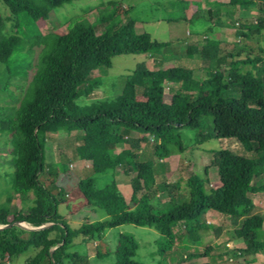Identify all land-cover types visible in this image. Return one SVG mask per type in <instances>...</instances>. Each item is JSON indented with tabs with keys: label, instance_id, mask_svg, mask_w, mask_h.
Instances as JSON below:
<instances>
[{
	"label": "trees",
	"instance_id": "obj_1",
	"mask_svg": "<svg viewBox=\"0 0 264 264\" xmlns=\"http://www.w3.org/2000/svg\"><path fill=\"white\" fill-rule=\"evenodd\" d=\"M0 1L10 13L11 29L16 35L10 52L0 57V63L10 73L17 68H11L10 64L17 62L19 55L26 52L30 56L34 47L45 43L41 24L48 22L55 28L56 20L51 19V12L70 0ZM169 2L181 6V11L190 3ZM212 3L216 7L207 9L206 18L218 27L235 28L237 24L234 34L239 38L232 43L230 57L219 40L211 37L200 40L196 56L207 61L205 74L200 78L194 77L193 68L183 65L161 67V62L169 57L158 54L169 42L156 41L148 32L136 31L134 20L125 18L128 8L108 1L104 10L94 14L95 25H102L101 28L80 18L62 29L57 40L60 66L30 101L16 108L11 100H6V84L0 85V136L7 137L12 164L7 175L11 193L6 200L14 194L32 195L25 213L10 214L7 209H0V225L11 224L0 229L2 261L5 256L31 246L35 253L27 264H91L86 254L71 249L74 240L94 242L106 229L122 224L156 230L160 235L157 252L164 254L176 247L184 234L190 242L200 240V230L211 226L201 218L207 209L240 219L233 233L242 240L243 246L234 249L233 257L264 250V239L257 237L264 216L255 211L253 201V194L264 191V181L257 182L264 172V46L252 55L239 43L242 38L264 29V0ZM237 8L253 9L255 22L236 16ZM7 20L9 17L0 15V41L7 37ZM123 54L157 58L156 67L149 68L145 61H140L122 78L121 91L113 98L80 101L102 85L112 57ZM18 62L15 72L24 70ZM93 71L97 72L95 76ZM166 84L170 85L168 101L165 100ZM205 117L211 119L212 126L200 135L197 143L211 134L234 138L251 156L237 154L229 148L210 150L212 157L204 173L207 176L208 167H216L219 184L206 190L204 184L208 179L188 170L185 184L189 201L162 209L169 201L157 205L151 203L152 197L160 192L177 191L179 183L155 182L151 162L143 160L146 151L142 145L151 144L158 160L170 154L169 144L182 151L178 129H204ZM60 132L65 133V139L74 140V157L88 163L93 173L111 169L113 175L129 177L128 200L121 195L114 180L100 188L90 176L77 181L76 188L85 203L103 209L106 219L83 221L71 227L58 212L66 194L57 185L56 178L68 165L61 160L46 162L45 144L49 135ZM120 143L127 147L120 151L110 147ZM15 221H24L32 229L20 230L12 224ZM45 224L48 225L40 227ZM213 230L216 233L218 228ZM138 247L131 233L121 232L112 250H96L94 258L102 260L112 255V264H145L133 259ZM212 249L213 245H208L202 251H188L187 255L182 252L181 259L216 260L217 257H208Z\"/></svg>",
	"mask_w": 264,
	"mask_h": 264
},
{
	"label": "rangeland",
	"instance_id": "obj_2",
	"mask_svg": "<svg viewBox=\"0 0 264 264\" xmlns=\"http://www.w3.org/2000/svg\"><path fill=\"white\" fill-rule=\"evenodd\" d=\"M108 1L128 6L126 7L128 8V12L125 18H132L134 20L136 31H146L150 34L151 38L156 41L169 42L165 48L160 50V54H158L160 57H169V59L161 62V67L175 64L183 65L193 68L194 77L196 78H200L205 74L207 61L201 60L196 56V50L201 46L202 42L199 40L202 39L203 35L202 33L197 35H191V33L190 35L187 34V30L190 29L192 31L205 24V21L201 18H195L192 19V21L188 18L194 10L191 1L187 4L186 8L181 11V6L171 5L169 2L170 0H70L51 12V19L56 20L54 23L55 28L51 27L48 22L41 24V31L46 38L45 43L41 46L34 47L30 56H27V54H25L26 52L18 56V61L24 66L23 71L15 72L19 67L17 64L18 61L10 64L11 68H13V66L17 67L16 69H12L10 73H8L5 66L0 63V85L6 84L7 86L5 92L6 100H11L16 108L30 101L60 66L57 40L62 29L80 18H85L95 25V12L104 10L105 3ZM197 6L200 8L203 7L201 5ZM249 11L253 13H250V15L245 13V19L247 18L246 20L248 22L253 23L256 20V16L253 9ZM0 15L9 17V20L6 22L7 37L0 41V57H3L12 49L13 43L16 40V35H14L11 29L12 19L10 13L1 1ZM183 15L186 19L181 18ZM95 27L101 28L102 25L96 24ZM237 28L238 25L235 24V29H224V32L218 34L220 46H223L224 49L228 51V57L231 56L232 43L238 42L237 40L239 37L234 34ZM239 43H242L241 45H244L245 50L251 52L252 55L258 53V47L264 46V29H262L260 33H253L249 38H242ZM25 55L27 57H25ZM111 61V66L107 69L106 75L102 78V85L94 89L87 98L80 99V101H94L98 98H113L121 91L122 78L131 72L138 62L145 61L149 68H154L156 67L155 61H157V58L148 57L145 54H123L113 56ZM96 74V71L92 72V75L95 76ZM169 86V84L165 86L166 101L169 100ZM203 121L204 129H178L184 149L179 151L176 145L169 144L170 154L161 160H158L153 155L151 144L142 145V148L144 147L146 151L143 160L151 162L155 182L164 183L168 181H177L179 183L177 191L170 194H167V192H160L152 197L151 203L153 202L159 205L164 200L169 201L162 207V209H166L172 204H180L189 201V191L185 184L188 170H193L199 177L208 179L204 184L206 190H208L209 187L217 186L219 180L216 167L209 166L207 169V176L204 173V167L209 164L212 157L210 150L221 147L229 148L237 154L251 156V153L245 152L241 144L234 138L215 137L211 134L200 143H197V140L201 137L200 135L207 132L212 126L210 118L205 117ZM131 134L140 135L135 132ZM6 140V136H0V209H7L10 214L19 211L25 213L27 204L31 203L29 198L26 197L17 202V207L15 206L16 203L7 202L6 200V196L11 193L7 175L12 169L9 145L6 143ZM151 141L152 139L149 143ZM75 144L72 138L67 137L65 139V133L63 132L49 135L45 144L46 162L55 163L61 160L65 166L68 165V169L65 172L61 171L58 174L56 183L66 194V200L64 203L59 204L58 212L64 216L71 227H76L83 221L103 220L108 217L103 209L85 203L76 188V183L80 178L86 176L93 177L97 188L103 187L114 180L125 200H128L131 194L128 176H124L123 174L113 175L111 169H107L100 173H93L88 163L74 157ZM110 147L115 151H120L127 147V145L120 143L111 145ZM263 181L264 172L257 178L258 184ZM253 201L255 203V211L260 212L264 216V191L253 194ZM20 207L22 210H18ZM201 218L209 222L211 226L207 229L200 230L199 233L201 238L198 242L188 241L187 234H184L180 240L176 242L177 246H174L164 254H159L157 252V240L160 238L159 233L150 227L136 226L134 224H122L106 229L100 238H95L94 243L98 244L97 247L92 245L93 241L86 240L85 242H80L78 241L79 239H76L74 240L75 245L71 249L86 255L87 250L93 252L96 250H112L116 244L119 233L126 232L131 233L139 245L133 259L145 264H192L195 261L207 259V257L196 260H192V257L181 259L182 252L187 255L188 251H202L208 245H213L212 253L209 254L208 257H217L216 260L212 258L215 261L214 264H237V260L234 257V261L236 260L234 263L228 262L227 255L223 254V252L227 250L229 255L235 251L234 249H226L224 247V244L227 242L229 244L243 245L242 240L235 237L233 233L234 228L239 225L240 219L213 209H207L206 213L203 214ZM212 228H218L217 232L215 233ZM257 237L258 239H264V221L262 228L257 231ZM216 253L219 254L216 255ZM259 253L261 257L257 262L254 261L253 264H264V250ZM245 256L248 257V255ZM90 261L91 264H112L113 256H108L103 261L93 258H91ZM240 262V264H247V262H243L242 260ZM203 264H207V262Z\"/></svg>",
	"mask_w": 264,
	"mask_h": 264
},
{
	"label": "crops",
	"instance_id": "obj_3",
	"mask_svg": "<svg viewBox=\"0 0 264 264\" xmlns=\"http://www.w3.org/2000/svg\"><path fill=\"white\" fill-rule=\"evenodd\" d=\"M171 1V0H170ZM186 1H191L192 2V6L194 8L193 12L190 14V16H188L189 19H191L190 21H192V19H203L205 21V24H203V26L201 27H197L195 30H187V34L190 35H197V34H201L203 35L202 38L204 37H211V38H215L217 40L220 41V38L218 37V34L224 32V29H235V28H232V27H218V26H213V24L211 23V21H209L207 18H206V11L207 9L209 8H215L216 6L213 5L212 2H227L228 0H186ZM197 5H201L203 6L202 8L198 7ZM124 8L128 7L127 5H122ZM200 11V12H199ZM198 13L199 15L198 16H195L196 14ZM244 13V14H243ZM245 13H248L250 15V13H253L249 10H242L240 8H237L236 11H235V15L236 16H239V17H243L244 20L245 19V16L246 14ZM184 17V15H183ZM226 17L223 16V19H225ZM186 19V17H185ZM209 26H212V30L208 31V28ZM203 27V28H202ZM201 40V39H200ZM199 40V41H200ZM198 41V40H197ZM194 71V70H193ZM125 144V143H123ZM117 185V184H116ZM118 187V185H117ZM119 189V188H118ZM29 198L30 201H31V198H32V195H28V196H19V195H12L11 199L7 202H13L15 204V206L17 207V202L21 201L23 198ZM31 204V203H29ZM29 204H27L26 208L29 206ZM18 210H22V208H18ZM95 221V220H94ZM91 222V221H90ZM15 223V224H14ZM14 226L18 227L20 230H30L32 229L26 222L24 221H15L12 223ZM48 225V224H47ZM8 225H4V227H6ZM1 228H3L1 225H0ZM0 228V229H1ZM103 235V234H102ZM94 246L98 245V244H95L93 242ZM243 246V245H242ZM224 247L226 249H236L238 247H241V244H229L228 242L224 244ZM53 248H51L52 250ZM35 253V250L31 247V246H26L24 247L22 250H20L19 252H17L16 254H13L11 256H5L3 258V261H2V264H27V262L31 259V257L34 255ZM87 256L89 259L94 258V254L95 252L91 251V250H87ZM225 255H227V261L228 262H231V263H234L236 260V263L237 264H240L241 260L244 262H247V264H253V262H257L259 260V258L261 257L260 256V253L257 252V253H253V254H249L248 257H246L245 255L244 256H238L239 258L237 257H234L236 258V260L234 261V258L231 254L228 255V252L227 250H224ZM199 258H205V257H192V260H196V259H199ZM99 260V259H98ZM104 259H102L103 261ZM215 260V259H214ZM213 259L207 261V259H201L200 261H195L193 262L192 264H196L198 262L200 263H205L207 262V264H214V261ZM100 261V260H99ZM210 262V263H209Z\"/></svg>",
	"mask_w": 264,
	"mask_h": 264
},
{
	"label": "water",
	"instance_id": "obj_4",
	"mask_svg": "<svg viewBox=\"0 0 264 264\" xmlns=\"http://www.w3.org/2000/svg\"><path fill=\"white\" fill-rule=\"evenodd\" d=\"M8 226H10L11 224H7ZM44 226H47V224H45V225H43V226H40V227H44ZM2 227H4V226H2ZM40 227H38V228H40ZM1 228V227H0Z\"/></svg>",
	"mask_w": 264,
	"mask_h": 264
},
{
	"label": "built area",
	"instance_id": "obj_5",
	"mask_svg": "<svg viewBox=\"0 0 264 264\" xmlns=\"http://www.w3.org/2000/svg\"><path fill=\"white\" fill-rule=\"evenodd\" d=\"M0 264H2V258H1V256H0Z\"/></svg>",
	"mask_w": 264,
	"mask_h": 264
}]
</instances>
